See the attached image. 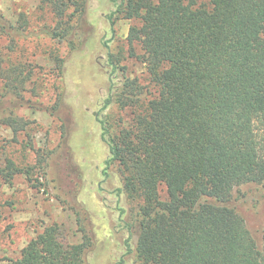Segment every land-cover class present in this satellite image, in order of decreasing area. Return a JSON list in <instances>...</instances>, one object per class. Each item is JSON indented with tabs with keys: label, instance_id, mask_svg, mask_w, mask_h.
I'll return each instance as SVG.
<instances>
[{
	"label": "trees",
	"instance_id": "1",
	"mask_svg": "<svg viewBox=\"0 0 264 264\" xmlns=\"http://www.w3.org/2000/svg\"><path fill=\"white\" fill-rule=\"evenodd\" d=\"M44 1L57 18L51 34L59 39L71 28L63 27L66 17L81 15L84 21L89 3ZM112 2L111 24L139 21L128 30L129 55L147 72L142 82L120 66L123 54L110 57V88L99 117L109 149L106 169L117 166L118 195L131 203L127 249L142 264H264V250L233 204L236 187L264 184V0ZM3 62L1 57L0 77L24 100L23 83L33 70L18 66L14 76ZM66 103L61 95L48 110L54 115ZM6 105L2 101L0 108ZM114 105L117 121L106 112ZM3 121L14 132L26 127L12 115ZM15 170L4 178L11 180ZM82 180L76 196L81 201ZM97 189L104 187L100 183ZM88 231L81 242L66 243L59 226L48 225L12 264H89L95 239Z\"/></svg>",
	"mask_w": 264,
	"mask_h": 264
},
{
	"label": "rangeland",
	"instance_id": "2",
	"mask_svg": "<svg viewBox=\"0 0 264 264\" xmlns=\"http://www.w3.org/2000/svg\"><path fill=\"white\" fill-rule=\"evenodd\" d=\"M112 6V0H89L84 21L81 15L67 16L63 27L71 28L65 39H59L51 34L57 18L44 0H0L2 66L10 74L18 66L33 70L23 83L24 100L0 77V106L2 101L8 105L0 108V264H12L31 239L53 224L59 226L60 240L66 243L81 242L88 229L94 234L89 264H142L136 252L126 247L125 220L131 203L118 195L117 166L106 169L109 149L99 117L110 88V57L116 60L123 54L120 66L142 82L147 72L141 61L129 55L128 30L139 21L117 19L111 24ZM72 12V8L67 11ZM136 49L141 53L139 45ZM61 95L66 106L53 115L48 108ZM18 101L22 103L17 105ZM106 112L117 121L115 105ZM9 115L24 120L25 129L14 132L3 121ZM14 168L13 178L7 181L4 174ZM81 178L86 185L83 201L76 198ZM100 183L102 192L97 189ZM160 191L164 196L165 187ZM83 202H88L91 218L87 219ZM233 204L264 250V184L236 187Z\"/></svg>",
	"mask_w": 264,
	"mask_h": 264
}]
</instances>
